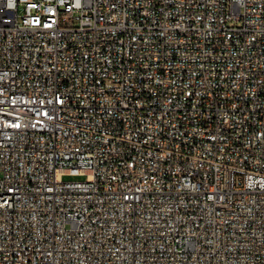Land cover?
<instances>
[{
  "label": "built area",
  "instance_id": "1",
  "mask_svg": "<svg viewBox=\"0 0 264 264\" xmlns=\"http://www.w3.org/2000/svg\"><path fill=\"white\" fill-rule=\"evenodd\" d=\"M0 264H264V0H0Z\"/></svg>",
  "mask_w": 264,
  "mask_h": 264
},
{
  "label": "rangeland",
  "instance_id": "2",
  "mask_svg": "<svg viewBox=\"0 0 264 264\" xmlns=\"http://www.w3.org/2000/svg\"><path fill=\"white\" fill-rule=\"evenodd\" d=\"M66 179H72V180H85L86 179V176H68V177H65Z\"/></svg>",
  "mask_w": 264,
  "mask_h": 264
}]
</instances>
